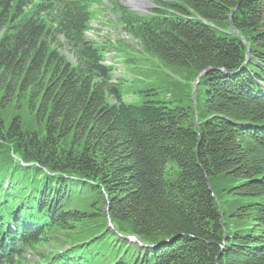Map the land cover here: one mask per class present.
<instances>
[{"label": "trees", "instance_id": "trees-1", "mask_svg": "<svg viewBox=\"0 0 264 264\" xmlns=\"http://www.w3.org/2000/svg\"><path fill=\"white\" fill-rule=\"evenodd\" d=\"M152 1L144 16L113 7L127 39L108 46L183 79L133 105L86 40L83 4L0 0L6 264L29 251L53 264H264V0Z\"/></svg>", "mask_w": 264, "mask_h": 264}, {"label": "rangeland", "instance_id": "rangeland-1", "mask_svg": "<svg viewBox=\"0 0 264 264\" xmlns=\"http://www.w3.org/2000/svg\"><path fill=\"white\" fill-rule=\"evenodd\" d=\"M148 0H129L128 2H138L139 4V11L141 13H146L148 12L151 7L149 5ZM127 0H119L118 3L120 5H127L128 4ZM105 6V2H103ZM104 6L98 7L102 8L103 11L99 12L96 10L91 11V16H92V31L89 32V37L92 40H98L100 42H104L107 39L108 35L115 36L114 32L117 34L118 33V39L124 38V35L121 33L119 30H112V27L110 26V23H107L108 26H98L99 22V17L101 16H109L108 12L104 10ZM114 15V14H113ZM111 16V15H110ZM115 16V15H114ZM110 19L109 17L103 21L105 22H113L114 19ZM97 26L99 28H97ZM104 28H110V29H104ZM117 29H119L116 26ZM133 44V43H132ZM129 48L133 49L129 43H126ZM124 45L122 46V50H124ZM127 53V52H125ZM117 54V53H116ZM138 58L137 61L132 65H124L122 68L121 65L122 62L120 59L117 58L116 61V68L114 70V81L119 80V87L121 89V94L123 96V99L126 103L128 104H133V105H141L143 102L152 99V100H158V101H165L167 99V95L162 91L166 87H170V80H176L177 82H182L181 79H183V74L177 73V72H172L169 70V72H165L158 64L153 61L151 58L144 54H137ZM135 58V57H134ZM133 59L129 58L128 62H132ZM155 71H161L159 73L160 77L163 78H155L152 77L150 74ZM165 74H168L165 75ZM149 81V82H148ZM152 85V89L158 90V92L154 93L152 91H148L146 89V84ZM192 86V84H190ZM181 83H177L176 88L171 90V93H175V95L179 96L180 94L184 95L181 97L183 98L186 95H189L188 89L186 87H183ZM192 95V92H191ZM180 98V99H181ZM36 259V258H35ZM34 259V260H35Z\"/></svg>", "mask_w": 264, "mask_h": 264}, {"label": "water", "instance_id": "water-1", "mask_svg": "<svg viewBox=\"0 0 264 264\" xmlns=\"http://www.w3.org/2000/svg\"><path fill=\"white\" fill-rule=\"evenodd\" d=\"M232 31H233V30H232ZM233 32H234V34H235L236 36H238L237 33H236L235 31H233ZM247 56H248V54H247ZM204 73H205V72L201 73V74L199 75V77L202 76ZM194 94H195V91H194V93H193V96H194Z\"/></svg>", "mask_w": 264, "mask_h": 264}, {"label": "bare ground", "instance_id": "bare-ground-1", "mask_svg": "<svg viewBox=\"0 0 264 264\" xmlns=\"http://www.w3.org/2000/svg\"><path fill=\"white\" fill-rule=\"evenodd\" d=\"M109 227H112L111 224L108 225V228H109Z\"/></svg>", "mask_w": 264, "mask_h": 264}]
</instances>
